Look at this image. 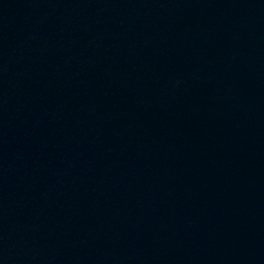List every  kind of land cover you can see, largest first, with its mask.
<instances>
[{"label": "water", "instance_id": "water-1", "mask_svg": "<svg viewBox=\"0 0 264 264\" xmlns=\"http://www.w3.org/2000/svg\"><path fill=\"white\" fill-rule=\"evenodd\" d=\"M0 264H264V0H0Z\"/></svg>", "mask_w": 264, "mask_h": 264}]
</instances>
